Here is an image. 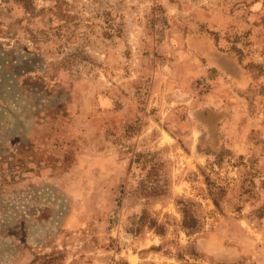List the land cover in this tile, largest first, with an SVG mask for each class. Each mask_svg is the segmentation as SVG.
I'll return each instance as SVG.
<instances>
[{
  "label": "rangeland",
  "instance_id": "374dc122",
  "mask_svg": "<svg viewBox=\"0 0 264 264\" xmlns=\"http://www.w3.org/2000/svg\"><path fill=\"white\" fill-rule=\"evenodd\" d=\"M0 264H264V0H0Z\"/></svg>",
  "mask_w": 264,
  "mask_h": 264
},
{
  "label": "crops",
  "instance_id": "0c3cea01",
  "mask_svg": "<svg viewBox=\"0 0 264 264\" xmlns=\"http://www.w3.org/2000/svg\"><path fill=\"white\" fill-rule=\"evenodd\" d=\"M191 42H197V43H206L208 45L209 41L208 39H206V37H201L199 39L190 38V43ZM208 48L210 49L209 54H211L212 56L216 57V56H220V54H225V53H217V51L213 50L212 45L209 43ZM196 52V51H195ZM198 56H201L198 52H196ZM234 57V56H233ZM235 58V57H234ZM236 59V58H235ZM239 65V64H238Z\"/></svg>",
  "mask_w": 264,
  "mask_h": 264
}]
</instances>
